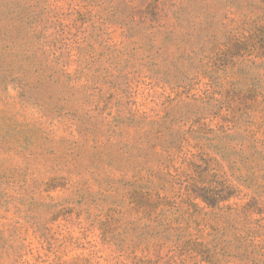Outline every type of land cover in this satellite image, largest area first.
Masks as SVG:
<instances>
[{"label": "rangeland", "instance_id": "1", "mask_svg": "<svg viewBox=\"0 0 264 264\" xmlns=\"http://www.w3.org/2000/svg\"><path fill=\"white\" fill-rule=\"evenodd\" d=\"M0 264H264V0H0Z\"/></svg>", "mask_w": 264, "mask_h": 264}]
</instances>
